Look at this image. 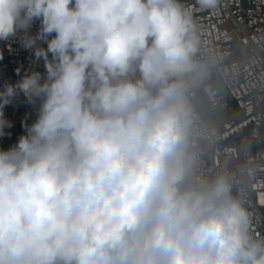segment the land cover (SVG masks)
Instances as JSON below:
<instances>
[{
    "label": "clouds",
    "instance_id": "clouds-1",
    "mask_svg": "<svg viewBox=\"0 0 264 264\" xmlns=\"http://www.w3.org/2000/svg\"><path fill=\"white\" fill-rule=\"evenodd\" d=\"M18 35L45 72L0 90V135L18 94L38 104L0 150V264H264L246 168L217 152L225 59L191 8L0 0V40Z\"/></svg>",
    "mask_w": 264,
    "mask_h": 264
},
{
    "label": "built area",
    "instance_id": "built-area-1",
    "mask_svg": "<svg viewBox=\"0 0 264 264\" xmlns=\"http://www.w3.org/2000/svg\"><path fill=\"white\" fill-rule=\"evenodd\" d=\"M193 11L203 35L225 59V75L209 89L216 109L217 152L226 153L233 167L246 168L244 205L256 235L264 236V0H220L214 11H201L196 0H181ZM39 21L31 28L35 34ZM46 47V44H42ZM32 71L45 72L43 60L22 46L19 35L0 40V90ZM37 105L23 93L3 109L10 126L0 140L8 149L36 119ZM219 165L220 155L212 156Z\"/></svg>",
    "mask_w": 264,
    "mask_h": 264
},
{
    "label": "rangeland",
    "instance_id": "rangeland-1",
    "mask_svg": "<svg viewBox=\"0 0 264 264\" xmlns=\"http://www.w3.org/2000/svg\"><path fill=\"white\" fill-rule=\"evenodd\" d=\"M216 120H217V121L219 120L218 116H216ZM6 149H7L6 146H5L4 143L0 140V150H6Z\"/></svg>",
    "mask_w": 264,
    "mask_h": 264
}]
</instances>
